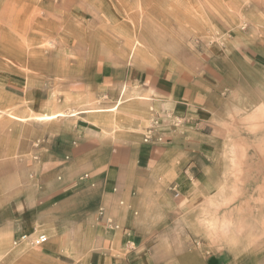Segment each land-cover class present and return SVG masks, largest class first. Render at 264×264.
<instances>
[{"label": "rangeland", "instance_id": "1", "mask_svg": "<svg viewBox=\"0 0 264 264\" xmlns=\"http://www.w3.org/2000/svg\"><path fill=\"white\" fill-rule=\"evenodd\" d=\"M101 56L115 69L214 65L219 85L200 184L173 206L163 241L188 256L184 264H264V0H0V130L8 125L18 137L20 125L40 123L32 116L52 105L73 112L69 68ZM103 97L89 109H100ZM16 153L9 157H25ZM26 174L0 166L1 195L12 194L3 215L19 200L35 207L38 183ZM38 235L48 242L38 230L10 249L25 242L29 252L41 250L47 243L30 245ZM32 259L25 264H51Z\"/></svg>", "mask_w": 264, "mask_h": 264}, {"label": "crops", "instance_id": "2", "mask_svg": "<svg viewBox=\"0 0 264 264\" xmlns=\"http://www.w3.org/2000/svg\"><path fill=\"white\" fill-rule=\"evenodd\" d=\"M207 66L115 69L95 57L69 68L76 77L67 79L74 117L61 125H20L18 137L5 125L0 166L19 165L39 190L34 208L19 200L14 213L3 215L12 194L2 196L0 186V262L184 264L188 256L172 254L161 232L172 227L173 206L195 192L205 166L219 85L214 65ZM121 87L129 90L127 100ZM100 95V109H89ZM118 102L117 112L107 111ZM58 111L52 105L40 115ZM150 121L158 124L144 142ZM12 149L25 157L10 158ZM38 230L49 238L41 250L29 252L24 243L10 249L12 239Z\"/></svg>", "mask_w": 264, "mask_h": 264}, {"label": "bare ground", "instance_id": "3", "mask_svg": "<svg viewBox=\"0 0 264 264\" xmlns=\"http://www.w3.org/2000/svg\"><path fill=\"white\" fill-rule=\"evenodd\" d=\"M119 107H120V102H118V104H116L112 108L108 109L107 111H109V112H117ZM75 115H76V112H74V111L70 112V113L56 112V113L49 114V115L48 114H43V115H38V116H34V117L32 116V118L34 119L33 121L41 123V122H49V121H54V120H58V119H63V118H66V117H74ZM125 115H127V114H125ZM14 118L17 119V120H20V121H25V119H26V118L22 119V118H17V117H14ZM27 118H29V117H27Z\"/></svg>", "mask_w": 264, "mask_h": 264}, {"label": "built area", "instance_id": "4", "mask_svg": "<svg viewBox=\"0 0 264 264\" xmlns=\"http://www.w3.org/2000/svg\"><path fill=\"white\" fill-rule=\"evenodd\" d=\"M157 124L158 123L154 122V125L152 126V128H149L147 130L146 137L144 138V142H146L149 139L151 133L155 130ZM46 243H47V237L45 235H38L36 238L31 239L30 241V245L35 248L41 247L42 245Z\"/></svg>", "mask_w": 264, "mask_h": 264}]
</instances>
